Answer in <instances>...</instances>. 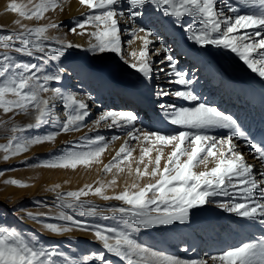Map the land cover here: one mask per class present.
Segmentation results:
<instances>
[{
	"label": "snow or ice",
	"instance_id": "obj_1",
	"mask_svg": "<svg viewBox=\"0 0 264 264\" xmlns=\"http://www.w3.org/2000/svg\"><path fill=\"white\" fill-rule=\"evenodd\" d=\"M79 2L91 11L82 19H74L73 27L68 31L77 33V29L83 30L87 25H92L95 31L90 35L97 41L81 51L92 55L113 54L145 80H151L154 74L157 78L163 76L169 85L175 87H157V96L175 97L193 106L160 105L171 124L185 129L171 135L136 127L137 116L133 111L105 110L98 119L92 121L94 127L99 128L103 122L109 130L115 128L119 135L126 134L140 143L142 146L136 162V175L141 178L151 176L155 178V182L143 186L133 182L130 187L114 196L106 195L104 190L114 185L115 180L111 181V185L101 184L95 188L85 185L78 191L57 192L51 205L46 201H34L35 206L47 208L46 213H26V218L42 224L53 233L62 234L72 228L93 231L103 251L76 258L58 252L55 248H45L26 241L22 233L13 226H0V264H77V261L79 264H114L109 254L118 258L122 264H259L264 260V233L255 242L243 243L219 254L205 255L204 258H184L158 251L133 238V233L138 229L163 228L177 222L187 224L191 210L206 204H215L229 214L254 221L264 228V168L246 163L238 145L239 141H243L245 147L253 150L250 153L253 158L262 165L264 147L247 139L233 115L200 102V97L194 91L199 78L197 72L180 70L170 49L160 44L158 49L152 48L150 54L149 46L157 41V37L136 21L149 7L162 12L164 16L173 18L175 23L181 24L188 40L198 48L206 50L213 46L230 51L264 82V0ZM236 3L252 5L260 11L257 14H237ZM9 7L20 17L40 20L45 17L49 8H56L57 4L55 0H41L39 3L28 0L27 4H19L13 0ZM185 18H190L187 24L184 23ZM16 23L20 25L19 30L0 35V109L6 114L15 115L19 112L34 117V123H28L26 129L34 130L37 134L17 135L25 129L12 125L11 138L6 144H0L4 161L27 152L33 145L53 142L62 132L79 131L86 126L84 122L92 114L90 102L93 103V97L89 94L63 92L60 88L51 86L52 82L59 84L68 74V69L60 66L61 58L68 49L77 47L72 43H64L62 37L48 34L49 29H59L63 25L49 23L28 27L20 21ZM138 33L144 34L139 37L143 41V48L138 55L135 51L131 53L135 60L130 62L122 47V36L127 34L137 37ZM14 55L38 57L43 65L52 62L57 66L52 74H47L39 64L16 61ZM154 57L158 59L154 60ZM195 65L205 66V72L209 75L223 76L219 68L199 55L195 58ZM71 71L81 80L94 79L98 84H103L101 79L84 67L73 66ZM255 100L253 95L249 103L252 104ZM58 104L63 108L64 119L57 112ZM259 104L261 110H264V92L260 93ZM45 125L58 128V131L41 132ZM218 128L227 129V134H210L211 130ZM117 138L118 134L113 133L111 139ZM107 146L108 141L104 135L98 133L95 137L86 136L80 141L72 142L58 157L41 159L36 163L22 161L14 167L0 168V175L20 166L62 169H75L78 165L91 166L99 162ZM166 146H171L172 150L161 167V161L165 158L163 149ZM133 150L131 147H121L113 161L104 166V171L112 172L115 168L118 172H124L117 161H128ZM154 151L156 154L153 159ZM210 157L215 158L216 163L207 170ZM141 164L144 165L143 170L140 168ZM149 165H152L150 172ZM199 165H204L206 170L195 171ZM126 166L131 172V163ZM6 183L24 186L14 179ZM90 193L105 201H121L122 206L98 208L91 201L81 199ZM88 218L111 219L120 226L91 224ZM51 220L61 223L49 222ZM181 250L189 251L187 248Z\"/></svg>",
	"mask_w": 264,
	"mask_h": 264
},
{
	"label": "rangeland",
	"instance_id": "obj_2",
	"mask_svg": "<svg viewBox=\"0 0 264 264\" xmlns=\"http://www.w3.org/2000/svg\"><path fill=\"white\" fill-rule=\"evenodd\" d=\"M67 1L68 0H60L58 3H56L57 4L56 8H49V11L45 13L44 18L40 20H36L35 18L26 19L20 17L18 13L12 12L9 5L13 2V0H0V35H6L11 32L19 30L20 25H18L16 21H20L21 24H24L28 27H37V26H44L49 23H55L60 18V16L66 15V13L73 10V8L75 7L86 9V11L89 12L91 11L86 5L80 4L79 0H76V3L69 8L68 5L66 4ZM15 2L19 4H27L28 0H15ZM34 2L39 3L41 2V0H34ZM44 2H50V0H44ZM236 7L238 9V12L241 13V15L257 14L260 11L256 7L253 8L252 6L251 8L250 5H244L239 3H236ZM147 10L154 11V9H152L151 7L147 8L145 12ZM158 13H160L163 17H165L166 20H168L169 24L173 26L174 29L176 27L178 31L180 30L182 31L183 26L181 24L175 23L173 18L164 16L162 12H158ZM140 18L141 17H138V19ZM189 19L190 18H185L184 23L187 24L189 22ZM62 25L63 27H60L59 30L49 29L48 34L57 37L56 35L53 34H55L57 31H60V36L58 37H62L64 43H68V37L70 38V36L75 35V33H71L68 31L69 28L67 24H62ZM93 31H95V29L92 25H87L86 28L83 30L77 29L78 34L84 37L91 36L95 40V37L90 35V33ZM188 42L190 43L192 48L198 49L200 51L201 50L205 51L207 54H209L212 60L216 61V66L223 67L231 75L238 74L237 72L238 70H234L235 67L232 66L231 64L233 61V56L232 54L229 53L228 50L217 49L213 46H209L206 50H204L198 48L199 46L195 45L192 41L188 40ZM0 51H2V49H0ZM13 58L16 61L37 63L44 69V71L47 74H52L57 66L56 63H52V62H50L48 65H43L38 57L14 55ZM61 59L63 65L64 64L66 65L67 60H70L73 63L74 62L73 60L76 59L75 61L77 62L74 63H78L79 66L87 69L89 73L101 79L104 82V84L106 82L114 84L117 81H123L125 84L129 86L137 87L139 83L137 77H135V75L132 74L131 72L127 71L131 67L123 63L117 56L113 54L91 56L88 55L87 53L85 54L81 53L75 49L74 50L68 49L65 55ZM62 64H60V66ZM88 67L90 70L88 69ZM242 69L247 70L243 66ZM181 70L186 71L187 69L182 68ZM153 76L156 78L155 74ZM152 78L149 81L151 82L154 81V79L152 80ZM87 82L90 85L92 84L94 88L97 87L94 79H87ZM51 86L55 87V82H52ZM153 90H154L153 94L155 96L157 90L155 87ZM194 91L199 97L202 95V94L199 95L197 86H195ZM200 102L206 103V98H204L203 96L200 97ZM23 119L29 121L28 123H32L33 117L19 112L15 115H13L12 113L6 114L3 112L2 109H0V144H6L8 142V139H10L12 135L11 126L19 125V121ZM157 122L158 124L154 126L155 129L151 126L145 125V123L143 122H142L143 124L142 128L150 132H159L164 135L176 134L178 131L185 130L183 128H180L179 126L171 124L168 116L161 117L160 119L157 120ZM219 130L221 129L219 128L213 129L211 130L210 134L218 135L217 133ZM40 131L54 132V131H58V129L54 130L52 129V127L45 125V127L42 128ZM189 131H193V130L189 129ZM227 132L228 130H226L224 134L226 135ZM35 134L37 133L34 130L26 131V129L22 132L17 133V135H25V136H32ZM86 136H91V135L89 132L85 130V127L75 132H68V133L62 132L56 137V139L53 142H44L39 145H33L30 147V149L27 152L21 153L20 155L15 157H11L7 161L3 160L4 153L0 151V168L14 167L20 165L22 161H29V163H36L38 160L41 159H52L58 157L59 155L63 154L66 148L70 147V144L72 142L80 141L82 138ZM118 136H119L118 138H120L122 142L124 135L122 136L118 135ZM118 138L114 139L113 141L111 140L110 143L108 141V146L105 148V151L101 154L99 158V162H95L91 166L86 167V166L78 165L77 168L75 169L20 166V167H16L14 171L4 172L3 175H0V226H13L22 233V236L26 241L37 244L45 248H55L58 252L66 253L76 258H79L85 254L103 251L102 246L99 242H97L99 245L96 247L100 246L101 250L99 248L94 247L92 242H81V241L79 242L74 235L80 233H88L89 235L93 236L96 242L97 240L93 231H83L77 228H72L70 231L62 234L53 233L50 230L44 228L42 224H39L31 219L26 218V213L32 212L33 214L36 215H39L40 213H46L48 209L44 207L35 206L34 201L48 200L46 202L49 205H51L56 198L57 192L78 191L79 189L83 188L85 185H91L93 188H95L100 186L101 184L111 185V181L115 180L116 183L114 185L106 187L104 190L106 195L114 196L116 194H119L125 188L130 187V185L133 182L138 183L140 186H143L150 182L154 183L155 178H152L151 176H144L141 178V177H137L136 175L135 172V168L137 166L136 162L139 160L141 154L140 150L142 146L138 142H136V144H133V146H129L134 150L132 157H130L128 161H122V160L117 161L121 164V167L124 168V172H118L115 168H113L112 172L104 171V166L112 162L113 157L117 153L116 151L111 152L109 147H115L116 145H118L119 143L117 141H120ZM85 146H86V142H85ZM118 146L121 145L119 144ZM171 150H172L171 146L164 147L163 151L165 153V158L162 159L161 161V167H163L166 157L168 154H170ZM155 154L156 153L154 151L152 154L153 159ZM19 157L22 158L20 161L17 160L20 159ZM32 158L34 159L32 160ZM182 159H186V157H182ZM145 162H147V158ZM129 163H131V168H132L131 172H129L128 167L126 166ZM215 163H216V159L210 157L207 162V170H210L211 167L215 166ZM151 167L152 165H149V172L151 171ZM140 168L141 170H143L144 165L141 164ZM194 170L201 171L206 169L204 165H199ZM13 179L20 181L24 186L12 185L6 183V181ZM105 180H107V182H105ZM57 185H59L58 188L56 187ZM53 189H55V191H53ZM81 199L91 201L92 203L96 204L98 208H103L107 206H122L121 201H116V200L105 201L101 197L93 195L91 193L89 194V196L82 197ZM219 199H226V198H219ZM21 217H25V218L21 219ZM88 219L91 224L100 223V224H107L116 227L120 226L117 223V221L111 219L109 220H102L99 218H88ZM49 222L61 223L56 220H51ZM166 228L167 227L138 229L133 233V238L138 243L144 246L156 249L158 251H164L176 256L188 258L182 254V251L174 247V244H171V242L172 243L174 242L173 241L174 237L170 234V232H168L169 229ZM216 232L220 233L221 228L218 227L216 229ZM256 239L257 237L254 239L253 242H255ZM80 243H83L81 244L82 246L80 245ZM223 247H224L223 251L231 249V248H226V246ZM234 247H238V246L234 245ZM90 248L93 249L90 250ZM94 248H96L97 250L95 249L94 251ZM109 258L114 261V264L115 262L120 261L118 258H115L110 254H109ZM77 264H79V261H77ZM259 264H264V260L260 261Z\"/></svg>",
	"mask_w": 264,
	"mask_h": 264
},
{
	"label": "bare ground",
	"instance_id": "obj_3",
	"mask_svg": "<svg viewBox=\"0 0 264 264\" xmlns=\"http://www.w3.org/2000/svg\"><path fill=\"white\" fill-rule=\"evenodd\" d=\"M59 1L60 0H55L56 3ZM75 3L76 0H68L66 2L69 8ZM250 7L252 8V5H250ZM87 12L89 13L86 9L75 7L73 10L66 13V15L60 16L55 24H67L68 28H71L73 26V20L76 18L82 19ZM237 14L241 13L237 12ZM136 22L140 26L152 31L157 37V41H154L153 44L149 46L150 54L152 48L158 49L160 44H163L170 49L171 53L174 55L173 57L176 58L178 62L180 70L186 68V71L189 73L197 72L199 78L197 79L196 86L199 95L202 94L200 97L203 96L206 98V103L216 106L225 114L233 115L237 119L238 124L241 126V130L244 132L247 139L251 140L252 143L257 146L264 147V142H261L262 138L264 140V110H261L259 104L260 93L264 92V82H262L255 73L248 69L243 62L230 51L229 53L233 56L231 64L235 67L234 70H238V74L231 75L223 67L216 66V61L212 60L209 54L205 51L192 48L188 42L183 27L182 31L180 30L181 32L178 31L176 27L174 29L173 26L169 24L168 20L156 11L147 10L140 19L137 18ZM121 27L123 28L124 26L122 25ZM53 35H56L57 37L60 36V31H57ZM143 35V33H138L137 37H130L127 34L122 36V47L127 53L126 58L130 62L135 60V58L131 56V53L135 51L138 55L139 51L143 48V41L139 39V37ZM127 41L131 42L126 43ZM68 43L77 46L71 48V50L75 49L81 53H87L88 55L94 56L88 52L81 51L82 48H89L93 43H96V40H94L93 37H84L75 33V35L70 36V38L68 37ZM198 55L206 58V60L210 61L214 67L219 68L220 71L223 72V76L209 75L205 72V66L197 67L195 65V58ZM161 56H163V53H161ZM155 59L158 58L154 57V60ZM75 60L76 59L73 61L77 62ZM74 62L72 63L70 60H67L66 65H61L68 69V74L62 78L59 84L55 83V87L60 88L63 92H78L81 95L89 94L93 97V103L90 102V110L92 114L84 122L86 125L85 130L89 132L92 137H95L99 133L104 135L106 140L110 143L113 133L119 135L117 129L113 128L109 130L103 122L99 128L94 127L92 121L98 119L99 115L105 110L133 111L137 116L136 127L142 128L143 122L145 125L154 128V126L158 124V119L163 116L167 117L160 107L161 104H175L178 107L192 106L191 104L175 97H159L157 94L154 96V87L156 90L157 87H175V85H169L163 76L159 78L153 76L154 78H152V80L154 79V81L151 82L145 80L139 73L130 68L127 71L137 77L139 82L137 87L129 86L123 81H117L114 84L109 82L104 84L103 82L101 85L95 80L97 87L94 88L92 84L90 85L87 82V80H81L78 76L72 73L71 70L73 66H79L78 63ZM242 66L247 70H243ZM253 95H255L256 100L250 104L249 99ZM62 111V106L59 107L58 104L57 112L60 118L64 119ZM28 122L29 121H26V119H23L19 121V126L26 129V124ZM32 123H34V117ZM52 129L57 130L58 128L52 127ZM226 130L227 129H221L217 134L225 135L224 133ZM118 139L120 140V138ZM123 139L122 142L121 140L117 141L121 146H118V144L115 147H109L111 152H118L121 147L133 146V144H136L137 142L126 134H124ZM238 147L244 155L246 163L253 164L256 168H264V165L260 164L257 159L253 158L250 154L253 150L245 147L243 141H239ZM21 159L22 158L17 160L20 161ZM256 168H254V171ZM257 179H259V177H257ZM105 182H107V180H105ZM218 227L221 228L220 233L216 232ZM167 228L169 229L168 232L174 237V242L172 243L170 241L171 244H174V247L178 248L180 251H182V248L189 249L187 252L182 251V254L188 258H204L205 255L219 254L223 252V246H226V248H234V245L241 246L243 243L253 242L256 237L258 238L264 233V228H261L258 223L251 220H243L242 218L229 214L216 207L215 204H206L192 209L187 224L177 222L171 226H167ZM74 235L79 242H92L94 247L99 245L97 243L98 241L95 242L93 236L88 233ZM81 244L83 243H80V245ZM96 248L100 249V246ZM96 248H94V251ZM92 249L93 248H90V250ZM115 264H122V262L117 261Z\"/></svg>",
	"mask_w": 264,
	"mask_h": 264
}]
</instances>
